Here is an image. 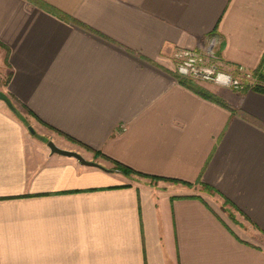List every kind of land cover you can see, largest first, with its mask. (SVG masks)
<instances>
[{"label":"crops","instance_id":"1","mask_svg":"<svg viewBox=\"0 0 264 264\" xmlns=\"http://www.w3.org/2000/svg\"><path fill=\"white\" fill-rule=\"evenodd\" d=\"M214 38L264 74V0H0V264H264V93L175 73Z\"/></svg>","mask_w":264,"mask_h":264},{"label":"built area","instance_id":"2","mask_svg":"<svg viewBox=\"0 0 264 264\" xmlns=\"http://www.w3.org/2000/svg\"><path fill=\"white\" fill-rule=\"evenodd\" d=\"M215 38L211 39L204 48L189 49L179 48L174 52L176 61V73L185 78L199 79L201 81L214 82V77L208 72L214 69L216 72H227L221 69L220 61L215 51ZM232 76L231 89L243 90L246 86L255 82L254 75L243 67H238V72H227Z\"/></svg>","mask_w":264,"mask_h":264},{"label":"trees","instance_id":"3","mask_svg":"<svg viewBox=\"0 0 264 264\" xmlns=\"http://www.w3.org/2000/svg\"><path fill=\"white\" fill-rule=\"evenodd\" d=\"M179 82L183 85H186V86H189L193 89H195L196 91H201L199 88L196 87V85H194L192 83V81L188 80V79H179ZM252 87L253 90L255 91H259V92H262L264 93V74H261V75H258L256 77V80L254 82V84L252 85H249ZM249 86H246V88H244L243 90H246L247 88H249ZM242 90V91H243ZM94 157L95 158H103L105 160H108L112 163V172H120L121 174L123 175H138V176H141V177H146V178H150L151 180H155V179H158L157 177H154V176H149V175H145V174H142L140 172H137L117 161H114L112 159H110L109 157L105 156L104 154H102L101 152H94ZM173 182H178L176 180H172ZM183 183H186V182H183ZM203 188L206 189V190H212L210 187L206 186V185H203ZM225 203L229 204V202L227 200H224Z\"/></svg>","mask_w":264,"mask_h":264},{"label":"water","instance_id":"4","mask_svg":"<svg viewBox=\"0 0 264 264\" xmlns=\"http://www.w3.org/2000/svg\"><path fill=\"white\" fill-rule=\"evenodd\" d=\"M0 100L3 101V102H5L6 105L9 108L14 109L13 104H12L10 98L4 92H2V91H0ZM29 129L31 130V132H33V129L32 128H29ZM47 146L50 149L51 153H56V154H59V155L65 156V157L75 158L82 165H86V166H90V167L102 168V166L100 164H98L97 162L86 160L81 154H79L76 151L66 150V149L59 148L52 141H49L47 143ZM108 171H112V170L110 169Z\"/></svg>","mask_w":264,"mask_h":264},{"label":"clouds","instance_id":"5","mask_svg":"<svg viewBox=\"0 0 264 264\" xmlns=\"http://www.w3.org/2000/svg\"><path fill=\"white\" fill-rule=\"evenodd\" d=\"M208 72L214 77V82L219 88L232 87L233 79L227 72H216L214 69H209Z\"/></svg>","mask_w":264,"mask_h":264},{"label":"rangeland","instance_id":"6","mask_svg":"<svg viewBox=\"0 0 264 264\" xmlns=\"http://www.w3.org/2000/svg\"><path fill=\"white\" fill-rule=\"evenodd\" d=\"M215 48V47H214ZM176 64V61H175ZM176 73V72H175ZM176 77L178 79H188L190 81H192V83L196 86H199V82H208V81H201L199 79H191V78H185V77H181L176 73ZM208 83H213V82H208ZM229 89V88H228ZM231 89V88H230ZM210 191V190H209ZM220 204L222 205L223 211L231 218L234 219L236 214V210L234 208H232V206H230L229 204L225 203V201L221 200Z\"/></svg>","mask_w":264,"mask_h":264}]
</instances>
